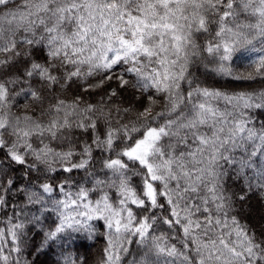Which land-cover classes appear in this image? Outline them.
<instances>
[{
  "label": "snow or ice",
  "instance_id": "6c2138e0",
  "mask_svg": "<svg viewBox=\"0 0 264 264\" xmlns=\"http://www.w3.org/2000/svg\"><path fill=\"white\" fill-rule=\"evenodd\" d=\"M41 256L264 264V0H0V264Z\"/></svg>",
  "mask_w": 264,
  "mask_h": 264
},
{
  "label": "trees",
  "instance_id": "16d2710c",
  "mask_svg": "<svg viewBox=\"0 0 264 264\" xmlns=\"http://www.w3.org/2000/svg\"><path fill=\"white\" fill-rule=\"evenodd\" d=\"M259 54L258 53H255V52H251V51H245L243 52L242 54L238 55L233 64H234V70L236 72H239V73H243V72H246L247 70V63L250 59H255ZM243 83L244 82H240V81H236V82H233V84L229 85V87H241L243 86ZM87 243L89 244H92L94 243V247H91V248H87V255L89 256V258L91 259L92 257H94L98 252L99 250L103 247V240H97L95 242L93 241H88ZM56 259L55 256H48V257H45V256H41L40 257V261H39V264H50V261L51 260H54Z\"/></svg>",
  "mask_w": 264,
  "mask_h": 264
}]
</instances>
